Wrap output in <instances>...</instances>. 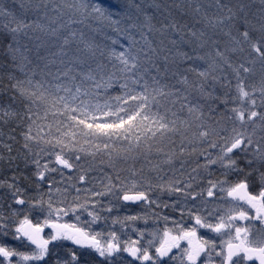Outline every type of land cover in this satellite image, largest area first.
Wrapping results in <instances>:
<instances>
[{"label":"snow or ice","instance_id":"snow-or-ice-1","mask_svg":"<svg viewBox=\"0 0 264 264\" xmlns=\"http://www.w3.org/2000/svg\"><path fill=\"white\" fill-rule=\"evenodd\" d=\"M0 264H264V0H0Z\"/></svg>","mask_w":264,"mask_h":264}]
</instances>
